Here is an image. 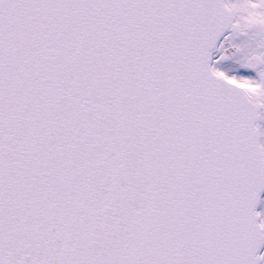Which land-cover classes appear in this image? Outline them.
<instances>
[{
	"label": "snow or ice",
	"instance_id": "snow-or-ice-1",
	"mask_svg": "<svg viewBox=\"0 0 264 264\" xmlns=\"http://www.w3.org/2000/svg\"><path fill=\"white\" fill-rule=\"evenodd\" d=\"M0 264H264V0H0Z\"/></svg>",
	"mask_w": 264,
	"mask_h": 264
}]
</instances>
